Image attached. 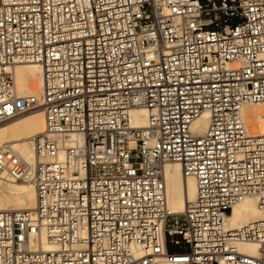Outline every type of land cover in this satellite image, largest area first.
<instances>
[{"label": "built area", "instance_id": "1", "mask_svg": "<svg viewBox=\"0 0 264 264\" xmlns=\"http://www.w3.org/2000/svg\"><path fill=\"white\" fill-rule=\"evenodd\" d=\"M23 63L41 66L40 96L18 94ZM248 104L264 105V0H0V124L45 120L32 160L0 147V178L36 192L32 210H0V264H264V135ZM172 163L196 183L182 213ZM248 196L262 216L228 226Z\"/></svg>", "mask_w": 264, "mask_h": 264}, {"label": "bare ground", "instance_id": "2", "mask_svg": "<svg viewBox=\"0 0 264 264\" xmlns=\"http://www.w3.org/2000/svg\"><path fill=\"white\" fill-rule=\"evenodd\" d=\"M15 80L20 96H40L42 93V69L37 63L18 64L15 68ZM243 115L250 130L255 135H264V105L248 104L243 107ZM134 127H144L147 123L146 110L135 108L131 114ZM208 125V114L199 117L192 129L202 134ZM45 129L43 110L37 108L17 118L0 124V147L9 143L27 160H32L34 152L32 139ZM62 157V156H60ZM166 194L171 213H182L186 204L196 196V183L193 177L185 176L178 163L165 168ZM35 187L30 181L0 178V210H32L35 206ZM262 216L255 196H248L232 207L228 215L227 225L236 227L242 223ZM238 249L245 254L255 255L258 245L254 242H242Z\"/></svg>", "mask_w": 264, "mask_h": 264}, {"label": "rangeland", "instance_id": "3", "mask_svg": "<svg viewBox=\"0 0 264 264\" xmlns=\"http://www.w3.org/2000/svg\"><path fill=\"white\" fill-rule=\"evenodd\" d=\"M36 110V109H35ZM24 114H26V113H24Z\"/></svg>", "mask_w": 264, "mask_h": 264}]
</instances>
